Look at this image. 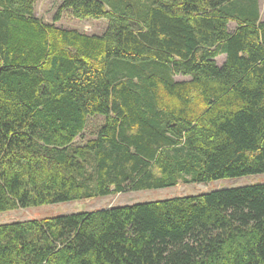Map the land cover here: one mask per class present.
Masks as SVG:
<instances>
[{
	"label": "trees",
	"instance_id": "16d2710c",
	"mask_svg": "<svg viewBox=\"0 0 264 264\" xmlns=\"http://www.w3.org/2000/svg\"><path fill=\"white\" fill-rule=\"evenodd\" d=\"M35 5L0 0V213L264 174L258 0ZM0 264H264V182L0 223Z\"/></svg>",
	"mask_w": 264,
	"mask_h": 264
},
{
	"label": "rangeland",
	"instance_id": "374dc122",
	"mask_svg": "<svg viewBox=\"0 0 264 264\" xmlns=\"http://www.w3.org/2000/svg\"><path fill=\"white\" fill-rule=\"evenodd\" d=\"M260 19L264 20V0H258ZM61 0H36L35 13L42 18L45 23H54ZM58 26L65 28H75L87 34H101L108 25L107 19H88L77 20L69 12H64L61 19L56 21ZM237 26V22L229 23V30L233 31ZM217 63L221 66L225 61V55L216 58ZM177 80L185 78L176 77ZM91 125L86 131L85 136L89 138L91 130H94L102 123L100 118L92 119ZM264 182V174L247 175L236 178L220 179L211 181L210 183L201 184H185L180 183L175 187H169L158 190H148L140 192H127L122 194L110 195L106 197L76 200L71 202L57 203L38 207H29L14 211L0 213V223H8L13 221H23L28 219H43L76 213L79 211H92L96 209L107 208L115 205H127L135 202L153 201L156 199H164L177 197L179 195H193L202 192H208L220 188L237 187L249 184Z\"/></svg>",
	"mask_w": 264,
	"mask_h": 264
}]
</instances>
